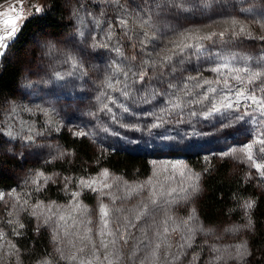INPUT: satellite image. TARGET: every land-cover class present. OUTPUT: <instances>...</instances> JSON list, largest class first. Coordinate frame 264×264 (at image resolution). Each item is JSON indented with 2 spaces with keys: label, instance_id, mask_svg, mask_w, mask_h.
Listing matches in <instances>:
<instances>
[{
  "label": "rangeland",
  "instance_id": "rangeland-1",
  "mask_svg": "<svg viewBox=\"0 0 264 264\" xmlns=\"http://www.w3.org/2000/svg\"><path fill=\"white\" fill-rule=\"evenodd\" d=\"M67 1V30L34 37L22 49L12 41L0 56V67L7 60L20 63V78L1 101L0 138L4 150L22 162L11 171L13 184L0 186L4 193L0 199V264H26L16 237L27 215L35 227L48 232L50 243L49 250L30 264H79L85 256L77 250L86 244V259L92 264H108L104 256L112 253L118 255V264H243L230 259L228 253L234 251L233 245L247 243L252 221L243 205L250 199L241 204L242 220L204 223L195 206L202 192L203 171L192 167L186 157H225L264 189V177L244 153L234 151L264 139V117L254 111L255 105L249 107L251 102L245 97H240L239 105L235 103L237 89L244 91L245 87L264 97L257 89L260 80L247 82L251 72L264 71V41L258 38L264 35V0ZM13 5L18 12L22 8L24 18L34 6L40 7L39 0H20L19 4L0 0V12ZM233 20L240 23L233 27ZM241 26L251 36L240 33ZM226 28L229 31L223 37L197 41L193 35L184 40L193 47L171 50V42H179L181 33L198 30L196 34L204 36ZM73 56L82 67H74ZM221 102L233 107H222ZM213 104L218 111H212ZM63 130L72 134L83 130L100 148L143 155L150 164L149 173L126 178L105 167L81 175L43 170L39 164L72 159L73 152L57 138ZM258 147L253 146L254 155H259ZM104 169L108 177L101 174ZM194 173L200 174L199 181L189 179ZM81 180H95L93 187L101 191L91 190ZM148 181L151 184L143 191L128 195L129 188ZM193 182L199 184L195 194L188 187ZM105 183L112 187H103ZM50 184L65 198L48 196ZM172 188L176 192L160 195ZM152 192L157 193V204L147 199ZM84 194L91 202L84 200ZM101 201L110 209H122L110 214L106 231L119 227L116 216H126L135 225L127 229V244L119 241L113 248L109 243L99 251L92 247L101 240ZM137 213H142L139 220ZM73 254L76 261L67 259ZM216 256L224 259L216 260ZM110 258L117 264L116 255Z\"/></svg>",
  "mask_w": 264,
  "mask_h": 264
},
{
  "label": "trees",
  "instance_id": "trees-1",
  "mask_svg": "<svg viewBox=\"0 0 264 264\" xmlns=\"http://www.w3.org/2000/svg\"><path fill=\"white\" fill-rule=\"evenodd\" d=\"M43 11H32L20 24V31L13 40L18 49L30 43L34 37L46 33L61 34L70 26L67 13V0H39ZM33 8V7H32ZM21 74L18 61L7 60L0 67V105L2 98L10 93L17 84ZM58 140L73 152L71 160H56L51 163L39 164L46 171L58 170L60 173L72 175L93 174L99 168L105 167L126 178L146 176L150 164L143 155L121 149L100 148L87 137L76 136L68 131H60ZM187 161L192 167L202 170V192L196 201V209L204 223L222 224L229 221H240L245 214L242 202L254 200L255 206L249 211L252 221L251 230L246 235V241L252 255L243 264H264V189L252 179L246 177L241 167L234 166L225 157L210 155L203 158L199 154L188 155ZM16 157L4 150L0 138V186L13 184L12 169L20 167ZM48 196L56 200L65 197L53 184L46 187ZM87 202L91 197L83 195ZM24 227L16 242L24 251L22 256L26 264H30L38 256L50 248L48 232L44 228L33 225L32 218H23Z\"/></svg>",
  "mask_w": 264,
  "mask_h": 264
},
{
  "label": "snow or ice",
  "instance_id": "snow-or-ice-1",
  "mask_svg": "<svg viewBox=\"0 0 264 264\" xmlns=\"http://www.w3.org/2000/svg\"><path fill=\"white\" fill-rule=\"evenodd\" d=\"M16 3L19 4L20 0H16ZM34 11L36 13H39L41 11H43L42 7H36L34 6ZM13 13H15V15H13ZM0 17H4V19L0 20V25H2V27H0V56L4 55L5 50L7 49V47L9 46V44L15 39V37L17 36L18 32L20 31V24L18 23V21L24 19L23 15H22V8L21 10L18 12L17 11V7L15 5H13L11 8H9L8 10L2 11L0 12ZM121 24H125L126 21L121 20L120 21ZM144 24H147L148 21H143ZM240 23L239 21L233 20L231 21V24L233 25V27ZM262 28H264V25H262ZM229 31V29H225L223 32L220 33H216V32H212L208 35H204V36H199L196 33L198 32V30H196L194 33L189 34V33H181V37L182 39L177 42V41H172L171 43L174 45V48L171 50H176L178 49L180 52L184 51V48H188V47H193L194 45H189L187 43L184 42V40L192 38L193 35H195V38L197 39V41L199 40H211L214 36L219 35L220 37H223L225 35V32ZM247 29L245 26H241L240 27V33H246ZM145 35H147V33H145ZM247 35L251 36L250 32H247ZM109 38L110 35H109ZM260 40L264 41V35L259 36L258 37ZM106 47V45H103ZM196 47H200L199 44L195 45ZM117 51H119V49H117ZM166 60H170L171 57L166 56L164 57ZM70 59L73 61L74 67H82V65H79L76 62V58L70 57ZM214 71H218L219 69H213ZM236 71H241L240 69H237ZM144 73L140 74V78L143 79L144 78ZM56 76L58 78H62V75L60 73H56ZM189 79H192L191 77ZM241 83H243V78H239ZM260 80V84L257 86V89L260 92H264V71H254L251 72L250 74L247 75V82L249 84ZM205 83H207V81H205ZM224 84L227 85L228 81L225 80ZM111 86V85H109ZM211 91L215 92L216 89H211ZM127 94V93H125ZM236 101L235 103L237 105L240 104V97H245L248 101L251 102V104L249 105V107H251L252 105H255V109L254 111H258L261 117H264V97H257L256 95V90H250L247 87H245L244 91H240L239 89H237L236 93ZM205 99H208L207 96L204 97ZM221 106L222 107H228V108H232L233 104L229 103V104H224L223 102H221ZM107 107V105H105V108ZM219 109H217L216 104L212 105V111H218ZM247 114V113H245ZM193 115H195V113H193ZM205 116L209 115L208 112L204 113ZM239 119H243V116L238 117ZM73 135L76 136H87L89 135V133L80 130V131H74ZM254 145H258V149L257 152L259 153V155H254L253 153V146ZM234 151L236 152H240V153H244L247 157V160L251 162L252 166L256 168V170L258 172H260L261 176L264 177V163H257V160H264V139H260L257 138L256 140L253 141V143H248V144H244L243 147L235 149ZM230 153H223V156H227ZM173 167H175V165H173ZM104 177H108L109 176V172L107 169H104L103 172L101 173ZM38 175H42V174H38ZM194 178L195 181H199L200 179V174L199 173H194L192 176L189 177L190 180H192ZM50 179V178H49ZM81 184L90 188L93 191H101V189H97L94 188L93 185L95 184V180H81ZM147 184H151V181L146 182V185H139L136 188H129L128 189V195H131L132 193L138 192V191H143V189L147 186ZM103 187L105 188H110L112 187V185L109 184H104ZM191 189V193L195 194L198 192L199 190V184L193 182L192 184H190L188 186ZM185 192L188 191V189H184ZM172 192H176V189L172 188L169 189L167 191V193H160V195H171ZM77 195V193H73V196L75 197ZM157 195L156 192H152L150 194V196L147 198L151 204H157V200L154 198ZM4 198V193H0V199ZM26 203V201H25ZM113 203H115V200H113ZM255 201L254 200H248L244 203V208L246 210V213L248 211H250L254 206H255ZM145 208H147V205H144ZM122 209L120 208H115V209H110L108 205L104 204L102 201L99 204V214H100V220L102 223V228L100 230V232L98 233V235L101 237L100 240V245L97 246L94 243L92 244V247L95 248L97 251H99V247H103V248H107L108 244L110 243L113 248L116 247L117 243L119 241H123V243L127 244L128 243V237L130 235V233H128L127 229L129 227H135V225L131 224V221L128 220V217H119L116 216L115 220L117 223H119V227H117L115 230L112 231H106L108 230V225H109V216L111 213H117V212H121ZM142 213H137L136 215V219L139 220L141 218ZM194 218V217H190ZM61 221L65 220L64 216H60L59 218ZM168 219H171V217H169ZM123 220V223H120V221ZM185 224L187 223V221L184 222ZM20 227L22 228L23 225L21 224ZM123 228L125 229L124 232H121L120 229ZM175 230V229H173ZM91 229H87V232H90ZM169 229L167 227L164 228V233H168ZM189 231H191V229H189ZM157 235L159 236L160 233H157ZM105 236H110L111 240H106L104 239ZM191 237H189L190 239ZM83 239H87V235H85V237ZM91 243V241H89ZM187 243V241H186ZM14 247V246H13ZM160 244L156 245V248H159ZM181 247H183V245H181ZM87 248V244L84 247H80L77 251L78 253H80L81 255L85 256V258H82L79 260V264H92L91 260H87L86 259V252L85 249ZM232 248L234 249V251L229 252L228 253V257L232 260L235 261H245L247 260L248 257H250L252 255L251 251L248 248L247 243H240V244H236L233 245ZM59 250V249H58ZM217 251H219L217 249ZM95 252H92V255L95 256ZM154 254V253H153ZM63 255V253H62ZM112 255H116L117 256V264H118V255L116 253H112L109 256H104V260L108 261V264H112V259L110 258V256ZM67 259L71 260V261H76L77 260V255L73 254L70 257H67ZM129 259H131V257H129ZM174 259H179L178 256L174 257ZM216 260H222L224 259V257L222 256H216L215 257Z\"/></svg>",
  "mask_w": 264,
  "mask_h": 264
},
{
  "label": "water",
  "instance_id": "water-1",
  "mask_svg": "<svg viewBox=\"0 0 264 264\" xmlns=\"http://www.w3.org/2000/svg\"><path fill=\"white\" fill-rule=\"evenodd\" d=\"M22 23V22H21Z\"/></svg>",
  "mask_w": 264,
  "mask_h": 264
}]
</instances>
